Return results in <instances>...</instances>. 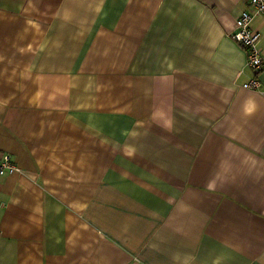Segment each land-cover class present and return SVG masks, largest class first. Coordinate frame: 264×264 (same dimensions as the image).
<instances>
[{
	"label": "crops",
	"instance_id": "obj_1",
	"mask_svg": "<svg viewBox=\"0 0 264 264\" xmlns=\"http://www.w3.org/2000/svg\"><path fill=\"white\" fill-rule=\"evenodd\" d=\"M247 8L0 0V264H264Z\"/></svg>",
	"mask_w": 264,
	"mask_h": 264
},
{
	"label": "built area",
	"instance_id": "obj_2",
	"mask_svg": "<svg viewBox=\"0 0 264 264\" xmlns=\"http://www.w3.org/2000/svg\"><path fill=\"white\" fill-rule=\"evenodd\" d=\"M249 8L244 9L235 19L234 31L231 37L245 50L246 62L254 72V77L244 82V88L259 90L260 80L257 75L264 70V56L260 48L261 33L252 28L255 16L264 17V0H247ZM12 154L0 150V176L20 172Z\"/></svg>",
	"mask_w": 264,
	"mask_h": 264
}]
</instances>
